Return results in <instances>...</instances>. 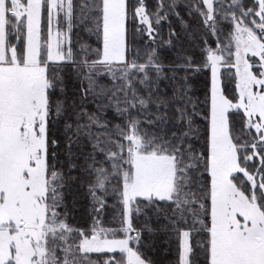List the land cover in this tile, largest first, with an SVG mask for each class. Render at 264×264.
<instances>
[{
    "label": "snow or ice",
    "instance_id": "obj_1",
    "mask_svg": "<svg viewBox=\"0 0 264 264\" xmlns=\"http://www.w3.org/2000/svg\"><path fill=\"white\" fill-rule=\"evenodd\" d=\"M157 237L264 264V0H0V264Z\"/></svg>",
    "mask_w": 264,
    "mask_h": 264
},
{
    "label": "trees",
    "instance_id": "obj_2",
    "mask_svg": "<svg viewBox=\"0 0 264 264\" xmlns=\"http://www.w3.org/2000/svg\"><path fill=\"white\" fill-rule=\"evenodd\" d=\"M86 201L81 197L77 209L82 212ZM157 247L154 249L152 255L157 261V264H174L175 261V243H165L163 237H157Z\"/></svg>",
    "mask_w": 264,
    "mask_h": 264
}]
</instances>
